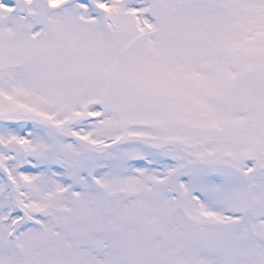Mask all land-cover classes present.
Masks as SVG:
<instances>
[{"label": "snow or ice", "instance_id": "6c2138e0", "mask_svg": "<svg viewBox=\"0 0 264 264\" xmlns=\"http://www.w3.org/2000/svg\"><path fill=\"white\" fill-rule=\"evenodd\" d=\"M0 264H264V0H0Z\"/></svg>", "mask_w": 264, "mask_h": 264}]
</instances>
